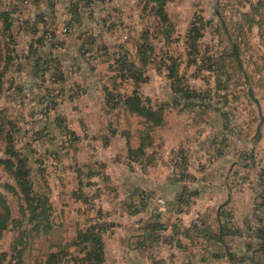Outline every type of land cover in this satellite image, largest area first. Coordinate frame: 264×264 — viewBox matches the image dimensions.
Returning a JSON list of instances; mask_svg holds the SVG:
<instances>
[{
	"label": "crops",
	"instance_id": "obj_1",
	"mask_svg": "<svg viewBox=\"0 0 264 264\" xmlns=\"http://www.w3.org/2000/svg\"><path fill=\"white\" fill-rule=\"evenodd\" d=\"M99 1L65 0L60 5L59 0H0V117L6 120L0 160L9 157L7 147L21 153L32 169L35 190L48 198L50 207L48 231L41 227L37 235L33 232L28 237L21 264L43 263L52 252L59 254L58 264H89L84 257L90 244L80 243L78 236L93 231L103 243L101 264L164 260L166 264H253L255 252L246 240L243 247L239 245L240 257L232 247L242 225L232 226L223 209L228 201L235 207L237 193L227 177L233 161L222 155L223 134L207 128L200 117L207 112L206 95L202 93L189 105L191 100L173 89L179 79L199 91L190 82V71L200 70L199 63L189 61L187 48L176 57L153 42L160 33L163 44H169L171 0L164 5L165 22L156 15L155 2L138 0V18L152 17L153 24L145 23L136 40H121L110 52L104 44L93 48L92 30L83 28L87 26L85 8ZM20 7L26 13L19 17ZM46 16L51 21L46 22ZM121 54L143 70L145 81L138 89L143 98L153 107L163 106L162 122L151 129L145 118L129 112L123 103L135 86L133 79H122L115 72ZM141 55L146 57L144 64ZM171 68L176 79L170 76ZM146 84L160 87L164 94H145L141 88ZM75 88L89 90V95L75 98L70 94ZM64 95L69 102L88 99L93 115L100 119L86 136L77 121L63 115ZM229 133L236 142V130ZM37 155L44 158L42 166L36 165ZM120 155L131 158L117 162ZM56 168L64 176L63 184L53 174ZM0 172L8 177L1 184L0 174V188L6 190L5 184L16 188L3 164ZM17 190H7L19 200V216L12 218L23 219L21 229H28V212L22 217L25 204ZM232 215L238 218L241 212ZM250 228L246 218L245 232ZM5 230L14 235L8 240L6 256L7 264H14L11 245L18 233L12 224ZM51 236L55 241L50 242ZM35 239H44L49 246L38 257L29 253V259L26 253Z\"/></svg>",
	"mask_w": 264,
	"mask_h": 264
},
{
	"label": "rangeland",
	"instance_id": "obj_2",
	"mask_svg": "<svg viewBox=\"0 0 264 264\" xmlns=\"http://www.w3.org/2000/svg\"><path fill=\"white\" fill-rule=\"evenodd\" d=\"M62 1L65 0H59L60 5H63ZM100 2H92L85 8L87 26L83 28L92 30L91 35L96 40L93 48L104 44L109 47L110 52V49L113 50L121 40H136L139 29L145 23L153 24L152 17L142 20L138 18V0ZM18 12L24 15L26 8L20 7ZM168 13L172 25L169 44L166 46L163 44L160 33L153 38V42L157 47H163V51H168L172 56L179 57L178 54L185 52V48L189 47L187 31L192 27L198 29L195 28L199 35L195 42V52L198 53L193 52L191 59L197 60L200 70L193 68L190 71V82L199 89L201 94L206 95L205 110L207 112L200 114V117L203 116L202 120L207 128H213L217 133L223 134L219 141L223 147L222 155L226 156L228 161H233L227 177L230 188L237 193L234 199L235 207L228 201L229 205H225L223 209L228 213L226 218L230 219L232 226L242 225L240 238L237 236L236 242L230 240L233 245L231 246L240 257L243 252H239V245L243 247L246 240L252 249H256L253 264H264V254L258 251L261 248L256 237L258 229L264 227V0H171ZM46 17L48 18L46 22H49V17ZM155 35L154 30L153 37ZM190 50L193 51L191 48ZM101 52L103 51L100 50L98 55H101ZM156 73L162 74L159 70ZM162 88L165 89V87ZM249 88L259 100L260 111L248 94ZM141 90L145 94L156 92L164 94L160 87L154 89L151 84L142 85ZM70 94L75 98H79L78 95L84 97L89 95V90L79 91L75 88ZM62 97H64L63 115L66 119L70 117L71 120L77 121V126L83 127V132H86L84 136H86L88 128L91 131L99 123L97 120H100L93 115L91 110L93 106L90 105V101L86 99V102L81 103L76 99L69 102L65 100V95ZM211 108L216 112H212ZM34 128L35 125L31 123L29 129L33 131ZM231 129L238 133L236 142L228 136ZM256 132H259L258 136ZM68 140L71 141L69 138ZM62 155H65L64 150ZM127 159L130 158L121 155L116 157L117 162ZM36 163L42 166L44 158L37 155ZM53 172L59 177L58 184H63L64 176L60 175L62 173L60 168L54 169ZM0 174L1 184H3L8 177L2 172ZM51 174L50 172L49 175ZM0 190L6 197L13 217H18V198L7 190L2 188ZM250 208L253 210L252 215H250ZM236 211L241 212L238 218L232 215ZM246 218L252 227L248 232L244 230ZM13 236L12 231L8 230H4L0 235V264H7L3 255L10 252L8 240ZM34 241L26 253L29 259L31 254L38 257L45 253L49 246L44 239ZM53 241L55 237L51 236L50 242Z\"/></svg>",
	"mask_w": 264,
	"mask_h": 264
},
{
	"label": "trees",
	"instance_id": "obj_3",
	"mask_svg": "<svg viewBox=\"0 0 264 264\" xmlns=\"http://www.w3.org/2000/svg\"><path fill=\"white\" fill-rule=\"evenodd\" d=\"M155 2L156 5L154 7L155 13L159 16L162 22L167 21V14L164 10V5L167 0H144V2ZM74 16V15H73ZM197 27H192L187 31V37L189 40V47L193 50L191 51L188 47L189 61L195 62L196 59L193 58V54L198 53L195 52L196 49V40L198 38V32L196 31ZM198 30V29H197ZM168 31V29H167ZM170 36H168L169 38ZM191 39V41H190ZM187 44V46H188ZM145 49L151 48L149 44H143ZM194 52V53H193ZM141 61L143 64L147 61L146 57L141 55ZM117 68L115 72L119 77L133 79L134 82V90L130 95H127L123 99L124 105L127 107L128 111L145 118L148 123L147 129H151L152 127L159 125L163 120V106L161 107H153L150 104L148 98H143L140 93L139 83L145 81V77L143 76V70L137 68L133 63L127 59V57L121 54L116 60ZM170 76L177 77L176 72L173 68L170 69ZM179 80V79H178ZM177 79L173 85V89L176 95L185 97L189 101V105H193V101H196L197 97H201V93L196 91L189 86L181 84ZM206 100V98H205ZM205 105H207L205 103ZM6 120L0 117V135L5 130ZM11 128V127H10ZM62 131L65 129L62 127ZM69 134V133H68ZM259 132H256L258 136ZM67 135V132H66ZM67 138L70 140L72 137L67 135ZM142 147V145H141ZM6 152L9 154V157L0 160V164L4 165L5 170L13 177L16 183V188L19 194L22 196L23 202L25 204L21 206L22 217L26 215L25 210L28 212L29 224L30 228L21 229L23 226V219L15 220L12 218L11 210L7 204V201L3 194L0 192V232L5 230L9 224L15 226L17 230V235L14 239V243L11 245V253L13 256L12 260H15L14 264H21L22 253L25 249V245L28 242V237L34 232L36 235L39 233L40 228L43 227V230L48 231L47 218L49 216V202L46 196H43L39 192H37L34 188V180L32 179V169L28 163V160L21 155V153L16 152L13 147H7ZM131 158V156H129ZM4 188L9 191L16 192V188L12 185L5 184ZM80 243L81 242H89V248L86 251L84 260L89 261V264H101L103 261V243L101 241L100 236L97 232H85L82 235L78 236ZM256 237L259 240V246L261 253L264 254V227L259 228L256 232ZM79 244V243H77ZM252 248V246H249ZM256 253V249H254ZM8 254L4 253L3 259L6 260V256ZM60 258L57 253H50L47 260L40 264H58Z\"/></svg>",
	"mask_w": 264,
	"mask_h": 264
},
{
	"label": "water",
	"instance_id": "obj_4",
	"mask_svg": "<svg viewBox=\"0 0 264 264\" xmlns=\"http://www.w3.org/2000/svg\"><path fill=\"white\" fill-rule=\"evenodd\" d=\"M248 94L254 100V102L256 103V105H257V107H258V109L260 111L261 108H260L259 100L253 95V92H252L251 88L248 89ZM262 118H263V116L261 115V121H262Z\"/></svg>",
	"mask_w": 264,
	"mask_h": 264
},
{
	"label": "built area",
	"instance_id": "obj_5",
	"mask_svg": "<svg viewBox=\"0 0 264 264\" xmlns=\"http://www.w3.org/2000/svg\"><path fill=\"white\" fill-rule=\"evenodd\" d=\"M24 3L27 4V1H25ZM20 15H21V14H20L19 12H17V16L20 17ZM45 20H48V18L45 17ZM67 30H68V27L65 26V27L63 28V31H67ZM158 264H166V262H165V261H162V262H160V263H158Z\"/></svg>",
	"mask_w": 264,
	"mask_h": 264
}]
</instances>
